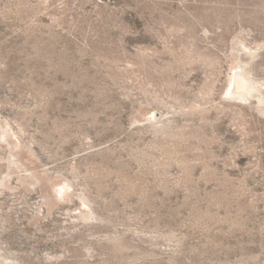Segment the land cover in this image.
<instances>
[{
  "label": "rangeland",
  "instance_id": "374dc122",
  "mask_svg": "<svg viewBox=\"0 0 264 264\" xmlns=\"http://www.w3.org/2000/svg\"><path fill=\"white\" fill-rule=\"evenodd\" d=\"M260 99L264 0H0V254L264 264Z\"/></svg>",
  "mask_w": 264,
  "mask_h": 264
},
{
  "label": "bare ground",
  "instance_id": "6f19581e",
  "mask_svg": "<svg viewBox=\"0 0 264 264\" xmlns=\"http://www.w3.org/2000/svg\"><path fill=\"white\" fill-rule=\"evenodd\" d=\"M234 78H235L234 79L235 91H233V93L237 94L236 95L237 99H243V100L247 101V99H251V97H254V92L257 90L258 85L254 79L250 78V73L248 74L245 70H241L240 72H237L235 74ZM259 102L263 103L264 99H260ZM3 138L6 139L5 136ZM6 142H7V140H6ZM10 150H11L10 151L11 152L10 163L13 164L16 169L20 170L22 168V164H21V162H18L16 160L17 154L16 155L13 154V151H15L14 148H10ZM18 160H19V158H18ZM3 184L7 185L6 182H3ZM57 192H59V191L57 190ZM83 217L84 218H90L89 216L86 217L84 215H83ZM0 259H2L3 261H5V263H8V264L14 262L11 257L5 256L3 254L2 255L0 254ZM3 261L0 260V264H3Z\"/></svg>",
  "mask_w": 264,
  "mask_h": 264
}]
</instances>
